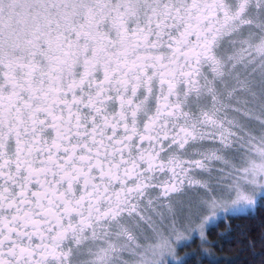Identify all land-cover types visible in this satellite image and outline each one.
<instances>
[{"label": "snow or ice", "instance_id": "snow-or-ice-1", "mask_svg": "<svg viewBox=\"0 0 264 264\" xmlns=\"http://www.w3.org/2000/svg\"><path fill=\"white\" fill-rule=\"evenodd\" d=\"M237 233L264 264V0H0V264H222Z\"/></svg>", "mask_w": 264, "mask_h": 264}, {"label": "trees", "instance_id": "trees-1", "mask_svg": "<svg viewBox=\"0 0 264 264\" xmlns=\"http://www.w3.org/2000/svg\"><path fill=\"white\" fill-rule=\"evenodd\" d=\"M259 223V212L256 214L254 220L244 218L233 221L234 226H242L240 230L249 228L251 226H258ZM216 231H222V229H217ZM240 239L241 237H239L237 233L223 243L222 247L224 250L220 253H217V258L221 259L222 264H224L225 261H232V264H252L253 257L249 256L246 252L243 251V245L239 242ZM255 260L256 264H258L259 256H256Z\"/></svg>", "mask_w": 264, "mask_h": 264}]
</instances>
